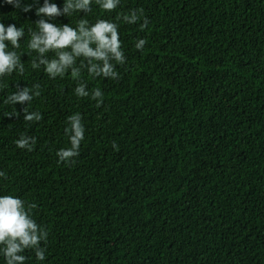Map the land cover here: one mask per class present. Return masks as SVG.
<instances>
[{"label": "trees", "instance_id": "trees-1", "mask_svg": "<svg viewBox=\"0 0 264 264\" xmlns=\"http://www.w3.org/2000/svg\"><path fill=\"white\" fill-rule=\"evenodd\" d=\"M132 11L143 15L120 25L118 77L88 80L85 61L73 81L39 64L53 52L27 47L40 17L0 7L25 33L24 71L0 75V194L35 204L48 233L44 260L26 249L25 264H264V0H121L112 13L93 2L43 18L76 27ZM81 82L103 103L77 97ZM25 89L32 99L13 101ZM75 113L85 139L61 162Z\"/></svg>", "mask_w": 264, "mask_h": 264}, {"label": "clouds", "instance_id": "clouds-1", "mask_svg": "<svg viewBox=\"0 0 264 264\" xmlns=\"http://www.w3.org/2000/svg\"><path fill=\"white\" fill-rule=\"evenodd\" d=\"M40 0H0V7L10 5L21 13H31L40 19L37 21V30L31 32V39L27 47L34 50L41 56L53 52L52 59H41L39 64L46 66V72L50 77H61L71 70L73 81H83L81 69L87 61V79L118 77L116 68L125 62V52L120 38L121 24H134L142 19V13L132 11L127 14H120L116 21L111 19H97L90 24L87 19L80 20L76 27L57 25L46 21L43 17L54 20L61 15L70 14L72 11H89L90 6L95 2L104 12L116 11L121 0H65L63 7L56 0H43L41 6L36 7ZM147 20L140 24L141 28L146 27ZM25 35L24 29L15 23H4L0 18V75L11 73L14 69L24 71L20 62V56L14 49L20 48L19 40ZM146 41L139 39L135 44L137 49H142ZM79 61V66H77ZM39 64L33 63L32 67L37 68ZM86 83H79L75 89L77 97L91 99L97 105L103 103L104 94L99 87L86 91ZM28 89L12 97L13 101L23 103L32 99L28 95ZM39 93H37L38 95ZM26 119L39 120V114L27 115ZM85 125L79 113L68 117L64 133L68 140V146L60 149L57 156L61 162H72L80 154V147L85 139ZM35 144V140L32 141ZM18 148L31 151L29 140L21 138L16 142ZM115 148L116 145H113ZM5 174L0 172V177ZM35 204L20 198L15 193L0 194V254L6 260V264H25L26 249H34L36 259L44 260L43 250L39 248L40 242L46 240L47 231L37 223L33 215Z\"/></svg>", "mask_w": 264, "mask_h": 264}]
</instances>
